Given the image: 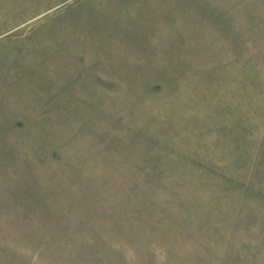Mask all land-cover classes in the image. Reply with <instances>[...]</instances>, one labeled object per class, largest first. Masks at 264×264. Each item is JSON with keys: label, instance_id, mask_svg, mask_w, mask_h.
<instances>
[{"label": "rangeland", "instance_id": "374dc122", "mask_svg": "<svg viewBox=\"0 0 264 264\" xmlns=\"http://www.w3.org/2000/svg\"><path fill=\"white\" fill-rule=\"evenodd\" d=\"M0 264H264V0H0Z\"/></svg>", "mask_w": 264, "mask_h": 264}]
</instances>
